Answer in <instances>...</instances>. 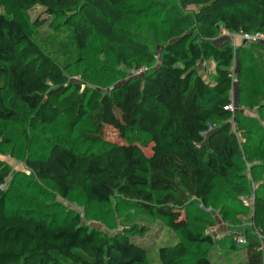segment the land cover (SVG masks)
Listing matches in <instances>:
<instances>
[{
  "label": "trees",
  "instance_id": "trees-1",
  "mask_svg": "<svg viewBox=\"0 0 264 264\" xmlns=\"http://www.w3.org/2000/svg\"><path fill=\"white\" fill-rule=\"evenodd\" d=\"M128 1L0 0V120L14 119L18 105L28 111L32 131L48 133L58 121L73 130L86 120L82 139L107 145L104 152H75L60 139H48L23 160L30 176L50 181L63 199L79 188L87 202L102 205L116 196L131 202L134 211L123 218L120 233L105 236L76 213L57 223L40 213L9 210L3 187L11 170L0 162V264H149L145 249L132 242L146 232L136 224L141 213L161 218L178 235L175 244L158 248L159 264H212L205 253L190 252L212 239L188 227L185 209L192 201L207 207L218 181L228 184L220 190L230 193L224 196L229 206L236 199L252 211V226L241 234L244 263L238 264H264L254 234L264 239V182L259 190L251 188L253 171L262 168L264 175V44L242 42L235 53L228 41L215 44L221 29L264 33V0L151 3L146 9H160L170 22L156 66V45L135 35L140 25H133L136 31L122 27L124 19L142 14L125 7ZM34 5L47 16L60 11L63 21L40 36L25 17ZM96 39L115 47V64L128 73L149 71L138 78L126 73L108 90L70 81L67 71ZM233 59L237 83L231 112L224 107L230 103ZM208 61L214 64L212 83L196 72ZM239 103L247 111L257 108L261 119L244 113ZM106 129L117 131L123 143L110 142ZM130 132L147 142L130 141ZM251 194V204L243 203ZM179 210L184 222L175 226ZM230 247L237 249L233 240Z\"/></svg>",
  "mask_w": 264,
  "mask_h": 264
},
{
  "label": "rangeland",
  "instance_id": "rangeland-1",
  "mask_svg": "<svg viewBox=\"0 0 264 264\" xmlns=\"http://www.w3.org/2000/svg\"><path fill=\"white\" fill-rule=\"evenodd\" d=\"M159 1L161 0L128 1L125 7L140 10L142 14L140 17L132 20L124 19L122 22V27L130 29L128 31H136V29H132L133 25L139 24L140 30L136 31L135 35L148 38L156 45L155 54L157 58L154 66L158 65L159 62L160 47L168 41L166 38L167 26L170 24L167 22L165 14L160 13V9H146L151 3L160 4ZM195 8L196 6L188 7L186 12L193 11ZM25 17L32 28L39 31L40 36L46 35L55 24L63 21L60 11L47 16L39 5L29 7L25 11ZM36 20L40 26H34ZM184 26L185 29L189 28L188 25L184 24ZM182 30L184 29L182 28ZM224 41L226 40L223 38H217L215 44L220 46ZM237 42L238 46H242V43ZM113 48L115 47L110 45L109 41L96 39L90 42L83 52L82 60L67 71L69 80L80 83L81 86L98 90H108L119 84L122 81V76L128 72L127 69L115 64ZM213 66L211 61L202 62L196 72L204 74L205 81L212 83ZM237 106L250 117L261 119L257 108L247 111L241 103ZM15 113L12 120H0V162L11 170V174L3 187L8 190L11 202L9 210L32 214L40 213L49 219H54L57 223L63 221L66 214L76 213L80 215L83 224L99 230L105 236L120 233L124 227L123 218L127 214L134 213L131 202L115 196L108 203L98 205L87 202L79 188L63 199L55 193L50 181L37 180L31 177L23 161L28 154L37 152L48 139H60L75 152H104L107 149L106 144H89L80 136L81 130L87 128V121H82L73 130H69L63 121H58L50 127L47 133L45 130H40L39 127L37 131L31 130L28 125L29 113L21 105H18ZM128 136L130 141L137 142L139 145L147 142L146 137L137 133L130 132ZM106 138L110 142L123 143L120 134L112 129H106ZM143 149L145 154H148L149 148L144 147ZM245 168L248 169L247 165ZM252 179L251 188L259 190V184L264 182L263 169H255ZM217 184V189L211 195L207 207H201L200 202L192 201L185 209V222L188 227L193 231L197 230L203 235H208L212 239L211 245L197 244L191 246L190 252L194 254L205 253L212 264L244 263V245L246 243L236 244L237 249H233L230 247V242L233 237L241 235L245 229L250 228L249 226L252 224L251 207L242 209L244 205L236 199L231 203L232 206H229V199L224 197L230 194L225 192L228 190V184L224 181H218ZM220 187L225 188V191L220 190ZM260 194L264 195V190L260 189ZM252 197V194L248 196L247 204H251ZM225 211L227 216H224ZM141 214L137 218L136 224L146 228V232L143 237L132 239V242L145 249L149 264H159L157 261L158 248L165 244H175L178 235L161 218L146 213ZM183 219L184 214L179 210L174 214L172 224L180 225L184 222ZM254 234L259 237L258 240L264 249V239L258 232L255 231Z\"/></svg>",
  "mask_w": 264,
  "mask_h": 264
},
{
  "label": "built area",
  "instance_id": "built-area-1",
  "mask_svg": "<svg viewBox=\"0 0 264 264\" xmlns=\"http://www.w3.org/2000/svg\"><path fill=\"white\" fill-rule=\"evenodd\" d=\"M218 38H223L226 41L229 42L230 46L232 47L234 53L236 51V48L238 46V42L240 43L242 42H246V43H258V44H264V33L261 32H255V33H246L243 31H239L237 33H229L228 31H226L225 29H221L219 32V37ZM229 73H230V77L232 80V87L231 90L229 92L230 95V103L228 104L227 107H224L225 110H229V111H234V104H235V85L237 83V79H236V64L234 62V59L229 67ZM149 71L148 67H141L138 69H134L130 71V76L131 77H142L144 76L147 72ZM232 125L234 126V123H232ZM243 203H247V200L245 198H241ZM201 207L202 204L200 205ZM233 242L235 244H245V238L242 235H238L233 237Z\"/></svg>",
  "mask_w": 264,
  "mask_h": 264
}]
</instances>
